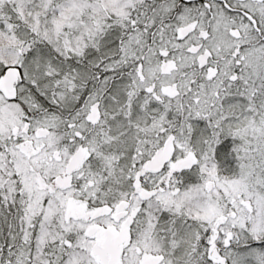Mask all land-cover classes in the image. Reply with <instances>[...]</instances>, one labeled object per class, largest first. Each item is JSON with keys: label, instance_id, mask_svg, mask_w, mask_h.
Wrapping results in <instances>:
<instances>
[{"label": "snow or ice", "instance_id": "6c2138e0", "mask_svg": "<svg viewBox=\"0 0 264 264\" xmlns=\"http://www.w3.org/2000/svg\"><path fill=\"white\" fill-rule=\"evenodd\" d=\"M0 264H264V0H0Z\"/></svg>", "mask_w": 264, "mask_h": 264}]
</instances>
